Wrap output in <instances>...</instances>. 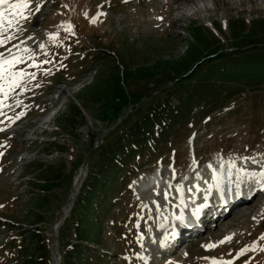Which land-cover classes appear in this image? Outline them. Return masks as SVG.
Returning a JSON list of instances; mask_svg holds the SVG:
<instances>
[{
    "label": "rangeland",
    "instance_id": "obj_1",
    "mask_svg": "<svg viewBox=\"0 0 264 264\" xmlns=\"http://www.w3.org/2000/svg\"><path fill=\"white\" fill-rule=\"evenodd\" d=\"M189 1L32 0L28 19L20 21L21 30L13 33L16 39L4 48L14 44L20 49L27 47V54L35 56L40 67H28L30 60L19 65L35 72V79H26L24 87L9 96L6 103L11 107H5V115L0 116L4 122L0 126L6 129L0 132V144L7 145L0 147V205H4L0 212V253L4 254L0 264H7L8 257L9 264L26 261L18 247L28 243L27 234H17L35 226L45 238L50 264H54V256L56 264H62L63 245L73 239L67 230L59 238L55 222L64 221L63 226L69 222L75 198L65 215L61 209L70 196L73 177L84 167L77 194L97 158L93 150L108 133L125 115L136 117L134 109L147 101L148 94L169 86L172 77L187 70L196 56L209 54L219 44L232 49L233 35L247 37L243 41L255 44L264 41L258 29L264 19V0H199L197 8H190ZM180 9L183 15L177 11ZM98 12L106 14L96 23L90 22ZM69 23L72 32L62 27ZM44 60L50 62L42 63ZM119 64L125 68V81L120 84ZM230 94L225 98V93L209 95L206 100H211L210 104H193L166 141L149 144L143 154L138 151L131 160L136 168L117 173L119 178L108 193V201L115 203L107 222H100L101 242L85 244L86 252L105 255L100 264H167L166 258L171 260L169 264H211L205 257L233 264L264 263V195L254 209L242 207L222 237L194 239L197 242L188 250L168 256L156 245L167 230L170 196L176 186L161 183L150 190L140 187L141 178L153 168L164 173L161 181L165 183H171V176L188 175L197 168L204 171L215 162L229 169L247 167L248 173L259 172L254 166L264 169V87L241 88ZM50 109L52 119L45 116ZM17 115L19 119H15ZM73 115L75 121L71 123L67 119ZM124 126L119 125L117 131H123ZM244 157L257 162H245ZM35 161L60 170L62 177L52 189L40 193L45 200L33 202V197L39 196L33 195L36 190H31L28 181L33 173L38 178L37 171H32ZM248 200L250 203L254 197ZM27 204L36 207L42 222L29 224L33 223V213L27 214ZM226 237L232 239L219 243ZM6 243L15 247L6 248ZM210 244L218 246L205 247ZM243 248L250 250L237 258Z\"/></svg>",
    "mask_w": 264,
    "mask_h": 264
},
{
    "label": "trees",
    "instance_id": "obj_2",
    "mask_svg": "<svg viewBox=\"0 0 264 264\" xmlns=\"http://www.w3.org/2000/svg\"><path fill=\"white\" fill-rule=\"evenodd\" d=\"M258 29L264 34V19L260 21ZM237 36L233 35V47L230 50L219 44L207 54L211 57L196 56L195 62L189 65L187 70L172 77L169 86L160 87L155 94H148L147 101L141 107L134 109L136 117L128 118L127 114L108 133L99 148L93 150L97 158L77 192L69 212L67 228L62 229L66 227L63 226L64 221L59 227V238L67 230L68 237L73 239L72 242L63 245L65 249L60 252L62 264L104 263L105 255L96 254L92 250L86 252L85 244L101 242L103 233L100 232V222H107L106 216L112 211V205L115 203L108 201L110 188L119 178L117 176L119 171L136 168L134 163L131 164V160L137 156L138 151L141 150L140 154H143L149 144L166 141L173 128L192 111L193 104L199 105L201 102L210 104L211 100H206L209 95L217 96L225 93L223 97L225 98L232 96L231 92L241 88L264 87V41L255 44L243 41L247 37L237 38ZM119 66L124 68L122 64ZM122 68L118 84L121 80L125 81V68ZM150 72L147 71V75H151ZM73 108L71 107L72 110ZM67 120L74 123L75 116ZM119 125H126L124 126L126 128L118 132ZM152 149L157 152L155 147ZM32 164V171H37L35 173L38 178L34 177L33 173L28 183L32 191L36 190L33 195L39 196V198L33 197V202L43 201L45 198L43 195L40 196V193L56 186L62 175L60 170L50 169L41 162L35 161ZM2 206L0 212H3L4 205ZM26 209L27 214L33 213L31 219L33 223H29L31 226L42 222L43 216L38 213L35 206L27 204ZM25 234H27L25 240L29 245L24 242L18 247L26 255V261H22V264L24 262L50 264L48 252L44 250L46 244L41 229L35 226L31 231L19 232L17 236L22 237ZM7 244L6 248L15 247V244ZM82 253L84 256H81ZM3 255L0 253V257ZM10 260L11 258L8 257L5 262L9 264Z\"/></svg>",
    "mask_w": 264,
    "mask_h": 264
},
{
    "label": "snow or ice",
    "instance_id": "obj_3",
    "mask_svg": "<svg viewBox=\"0 0 264 264\" xmlns=\"http://www.w3.org/2000/svg\"><path fill=\"white\" fill-rule=\"evenodd\" d=\"M32 4V0H0V48H5L12 40L16 39L15 35L13 34L14 31L21 30L19 27L20 21L26 20L29 17L31 12L30 5ZM41 5H37L35 11L40 10ZM99 7V6H98ZM105 15L103 12H98L96 17H93L90 22L96 23L100 16ZM87 17V13H85ZM62 27L65 28V31L72 32L73 26L69 23L66 26ZM74 34V33H73ZM54 38V37H53ZM43 49V45L40 46ZM20 49L19 45H12L11 48H6L5 52H0V116L5 115L3 109L5 107H11L8 105L6 101L9 99V96L16 90L22 89L24 87V83L27 80L35 79L36 73L35 72H28L26 68H20L19 65L25 64L26 60L25 57L18 52H14L13 49ZM20 51L24 53L30 52V49L27 47L20 49ZM28 60L32 61L27 66L31 68H39L40 64L36 62L35 56H28ZM50 61L44 60L42 63H49ZM50 70H47L46 74H49ZM19 101H17V105H19ZM15 119H19V115L15 117ZM15 119L9 117L8 120L11 123L15 122ZM3 123V121H0ZM5 128H0V132L5 131ZM0 147H7L6 144H0ZM3 155V152H0V156ZM245 162L247 160L252 159L253 163H256L254 158L244 157ZM241 171H245L241 169ZM250 178L254 179L257 183L264 188V169L259 172H246ZM177 191L182 192V188L178 186ZM168 194L165 193V199H167ZM207 200V196L205 197ZM203 205L201 207H204ZM2 207V205H0ZM159 207V205H157ZM201 211V208H197L195 210L194 215H198ZM182 219V217L180 218ZM231 237H226L224 240L220 241L219 243L223 244L230 241ZM264 240V236L261 237ZM216 244L206 245L205 247L208 249L217 247ZM250 249L243 248L237 254V258L240 256H244L247 251ZM141 259H144L141 257ZM205 259H209L211 264H233L232 261H223L219 260L216 257H205ZM245 264H248L245 261Z\"/></svg>",
    "mask_w": 264,
    "mask_h": 264
},
{
    "label": "bare ground",
    "instance_id": "obj_4",
    "mask_svg": "<svg viewBox=\"0 0 264 264\" xmlns=\"http://www.w3.org/2000/svg\"><path fill=\"white\" fill-rule=\"evenodd\" d=\"M198 4H199V0H190L188 5H189L190 8H194V7L197 8ZM177 11L180 14L183 15L181 9H180V11L179 10H177ZM13 51L14 52H18L19 54H22L21 53L22 51H20V49H15L14 48ZM0 52H5V54H7L6 50L5 51L1 50ZM254 167L256 168V170H259V171L261 169V167H256V166H254ZM241 169H243L245 171H241ZM82 170H84V167H80L76 171V173H75V175L73 177L72 190H71L70 196H69L66 204H64L65 206H63L62 209H61V214L62 215L66 214V212H67V210H68V208H69V206L71 204V201L74 198L75 190H76V188H78L79 182H80L81 177L83 175V171ZM248 171H249V169H247V167H245V168H242V167L241 168L240 167L239 168H235V166H234V167H232L230 169L228 168V174H229L230 178L232 179L233 183H237V185H244L245 188L242 190V189L238 188V186H236V184L235 185H231L229 187V190L231 191V193L227 196L226 199H223V200L219 201L220 203L228 202L227 204L233 205V207H234V206H236V204L240 200H242V199H252L254 197V200L252 202H250L248 205H246V204L245 205L249 209L250 208L254 209L256 207L257 203L260 201V198L264 195V188H262L261 185L259 183H257L254 179L246 177L245 173L248 172ZM206 176H209V178L211 180L212 176L210 174H207ZM180 177H174L173 178V182L174 181H176V182L180 181ZM220 186H221V190L220 191H223L225 189L224 185H220ZM203 189H205V187ZM186 195H187L186 198H188L190 196V194H188V193ZM240 213H241V211L239 213H237V214H229L228 217L226 219H224V223H222V225L217 224L216 226L213 227V229H210V230L206 228L203 231V234L202 235H198L196 239H200L202 241H209V240H214V239H218V238L222 237L225 234L224 232L228 228H230V226L233 225L232 221L235 219V216L239 215ZM192 214L193 213L191 211H189L187 214L184 215V217L191 216ZM217 215H219V214H217ZM220 216H221V214H220ZM207 220L208 219L206 218V214H203L202 222L203 221L204 222H203L202 225H205ZM56 223H57V221L55 222V224ZM190 224L191 223H188V224H186L183 227L181 226V228H180V230H179V232L177 234L176 241H179V237L180 236L188 234L190 232V229L194 228L195 225H190ZM170 230H172V229L169 228L168 232H170ZM168 235H171V234L169 233ZM166 261L168 262L167 264L171 263V260L169 258H166ZM53 262H54V264H56L55 256H54Z\"/></svg>",
    "mask_w": 264,
    "mask_h": 264
}]
</instances>
